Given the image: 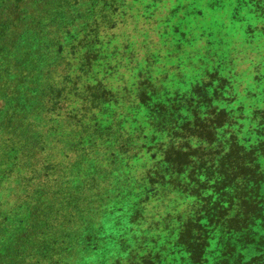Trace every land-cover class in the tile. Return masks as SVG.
Instances as JSON below:
<instances>
[{"label": "trees", "instance_id": "obj_1", "mask_svg": "<svg viewBox=\"0 0 264 264\" xmlns=\"http://www.w3.org/2000/svg\"><path fill=\"white\" fill-rule=\"evenodd\" d=\"M110 1L0 0V264H114L138 203L158 185V175H131L149 149L133 124L141 101L117 111L129 97L98 82L111 73L108 37L120 14ZM236 167L258 176L254 164ZM238 177L198 185L210 198L198 208H208L176 234L203 220L198 261L211 239L213 264L263 262L264 201L258 184ZM184 240L191 263L199 252Z\"/></svg>", "mask_w": 264, "mask_h": 264}, {"label": "rangeland", "instance_id": "obj_2", "mask_svg": "<svg viewBox=\"0 0 264 264\" xmlns=\"http://www.w3.org/2000/svg\"><path fill=\"white\" fill-rule=\"evenodd\" d=\"M112 3L120 14L108 37L111 73L98 82L114 97H129L117 111L141 101L133 124L144 126L149 149L131 162V175L160 178L138 203L142 209L133 213L110 263L213 264L220 248L211 239L198 261L203 220L179 241L176 234L182 220L208 208H198L200 197L209 198V189L200 192L198 185L210 179L224 175L231 184L248 176L264 201V0ZM237 162L254 164L258 176ZM184 239L199 252L191 263Z\"/></svg>", "mask_w": 264, "mask_h": 264}]
</instances>
